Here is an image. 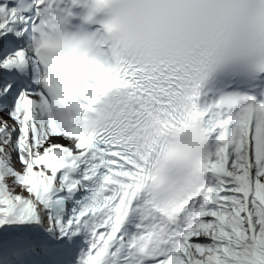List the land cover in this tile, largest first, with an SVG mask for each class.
<instances>
[{"label":"snow or ice","instance_id":"6c2138e0","mask_svg":"<svg viewBox=\"0 0 264 264\" xmlns=\"http://www.w3.org/2000/svg\"><path fill=\"white\" fill-rule=\"evenodd\" d=\"M0 264H264V0H0Z\"/></svg>","mask_w":264,"mask_h":264}]
</instances>
